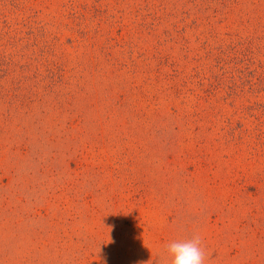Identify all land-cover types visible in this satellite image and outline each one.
I'll return each mask as SVG.
<instances>
[{"label": "rangeland", "instance_id": "obj_1", "mask_svg": "<svg viewBox=\"0 0 264 264\" xmlns=\"http://www.w3.org/2000/svg\"><path fill=\"white\" fill-rule=\"evenodd\" d=\"M264 264V0H0V264Z\"/></svg>", "mask_w": 264, "mask_h": 264}, {"label": "clouds", "instance_id": "obj_2", "mask_svg": "<svg viewBox=\"0 0 264 264\" xmlns=\"http://www.w3.org/2000/svg\"><path fill=\"white\" fill-rule=\"evenodd\" d=\"M171 264H205L206 253L199 235L190 240L173 241L167 245Z\"/></svg>", "mask_w": 264, "mask_h": 264}]
</instances>
